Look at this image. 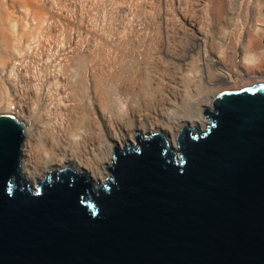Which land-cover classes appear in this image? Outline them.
<instances>
[{
	"label": "bare ground",
	"instance_id": "6f19581e",
	"mask_svg": "<svg viewBox=\"0 0 264 264\" xmlns=\"http://www.w3.org/2000/svg\"><path fill=\"white\" fill-rule=\"evenodd\" d=\"M227 4L0 0L1 115L24 124L18 178L35 188L52 171L70 168L97 189L107 183L116 151L156 132L172 153L183 128L206 129L201 118L216 95L264 84V68L255 65L264 55H244L242 48L245 64L257 66L250 71L238 62L242 87L231 77L232 61H223L239 45L231 29L238 13L227 16ZM189 34L201 71L193 62L195 70L188 68L186 51L178 54ZM177 59L185 66L178 75ZM211 68L222 72L212 76ZM219 85L221 92H213Z\"/></svg>",
	"mask_w": 264,
	"mask_h": 264
},
{
	"label": "water",
	"instance_id": "95a60500",
	"mask_svg": "<svg viewBox=\"0 0 264 264\" xmlns=\"http://www.w3.org/2000/svg\"><path fill=\"white\" fill-rule=\"evenodd\" d=\"M173 155L153 135L94 193L66 170L18 178L24 124L0 115V264H264V84L223 91Z\"/></svg>",
	"mask_w": 264,
	"mask_h": 264
},
{
	"label": "rangeland",
	"instance_id": "374dc122",
	"mask_svg": "<svg viewBox=\"0 0 264 264\" xmlns=\"http://www.w3.org/2000/svg\"><path fill=\"white\" fill-rule=\"evenodd\" d=\"M232 0H227V2H228V6L226 5L225 6V8H226V11L228 12V14H227V12H226V14H227V16L229 15V12H231V11H235V12H237L238 14V21L236 20V22L234 23V24H232L231 25V29H232V34H233V37L235 38L234 40L235 41H237L238 43H239V45L237 46V50L235 51H233V49H229V52L226 54V58L225 59H223V61L225 60L226 62H228L229 60H231L232 61V64H231V70H232V72L234 71V73H232L231 72V77H233L232 79L236 82V83H238V85H240L239 87H242V86H244V85H246L245 84V82H246V80H242L241 78H240V76H239V74L237 73V72H239V70H241V68H240V62L243 60V65H244V67L246 68L247 67V69L248 70H250L251 71V66L253 65L252 64V62H251V66L249 67V63H250V61H249V63L247 62V65L245 64L246 63V61H244V59H242V57H241V52H242V50L244 49L245 51L243 52V54L244 55H246V53L247 54H249V56H252V54L253 55H261L262 54V56L264 55L263 54V51H264V2H263V0H233L232 2H236L235 4L233 3V5H231L230 6V4L232 3L231 2ZM254 3H253V2ZM230 2V3H229ZM260 2V3H259ZM256 3H258L257 5H256ZM260 4V5H259ZM249 5V6H248ZM254 6V7H253ZM247 7V8H246ZM252 7V8H251ZM229 8H231L230 10H229ZM257 8H258V11H257ZM260 8V9H259ZM229 11H228V10ZM233 9V10H232ZM235 9V10H234ZM237 9V10H236ZM247 10V11H246ZM250 10V11H249ZM245 11V12H244ZM252 11V12H251ZM257 12V13H256ZM260 13V14H259ZM247 14H250V15H247ZM253 16V17H252ZM253 18V19H252ZM256 19V20H255ZM227 25V24H226ZM227 28L228 27H225L224 28V30H227ZM253 29V30H252ZM260 31V32H259ZM250 34V35H249ZM261 35V36H260ZM191 35L189 34L188 35V38L185 40L186 42H184V47L181 49V51L178 53V54H180V53H183V55H184V53H185V51H186V53L187 54H185V56L187 57V61L185 62V63H194L195 64V67H196V70H195V67H194V64L192 63H190V66L188 65V68H194V69H191L192 71L193 70H195L196 72L198 71V70H200L201 71V69H202V65H200L201 64V62H200V56H201V54H200V52L197 50H194V51H191V49L192 48H195L194 46H195V43H196V40H195V37L193 38L192 36L190 37ZM237 36V37H236ZM260 36V37H259ZM250 38V39H249ZM245 40V41H244ZM194 41V42H193ZM244 43H243V42ZM261 41V42H260ZM193 42V43H192ZM263 42V43H262ZM188 43V44H187ZM193 45H192V44ZM261 44V45H260ZM187 45V46H186ZM190 46V47H189ZM248 46V47H247ZM185 47H187L186 49H185ZM192 47V48H191ZM244 47V48H243ZM189 48H191V49H189ZM243 48V49H242ZM263 49V50H262ZM183 50H184V52H183ZM190 50V51H189ZM257 52H256V51ZM262 51V52H261ZM246 52V53H245ZM256 52V53H255ZM197 53V54H196ZM236 53V54H235ZM187 55H189V56H187ZM180 56V55H179ZM178 56V58H180ZM193 57V58H192ZM197 57H199V58H197ZM234 57V58H233ZM261 57V56H260ZM264 57V56H263ZM193 60H192V59ZM244 58V57H243ZM196 61H195V60ZM261 59H263V58H261ZM261 59H259V61L258 62H256V64L255 65H258V66H261L262 67V69L264 68V64H263V60L262 61H260ZM188 60H189V62H188ZM222 61V62H223ZM230 61V62H231ZM235 61V65H233L234 62ZM175 62H176V65L178 64V66H177V75H178V73H180L179 71H178V69H184L185 68V66L184 65H180L181 63H180V61L177 59V60H175ZM196 62V63H195ZM239 62V63H238ZM197 63H198V65L199 66H197ZM238 63V64H237ZM261 64V65H260ZM191 65H193V66H191ZM233 65V66H232ZM246 65V66H245ZM180 66H181V68H180ZM198 67V68H197ZM199 67L201 68V69H199ZM254 67H257V66H254L253 65V67H252V71H254V69L256 70V68H254ZM236 68V69H235ZM250 68V69H249ZM181 70V71H182ZM213 70V68H211V70L210 71H212ZM214 71V72H213ZM212 72L214 73H212V76H214L215 74L217 75V72L218 73H220V72H222L221 70H213ZM215 75V76H216ZM241 79V80H240ZM241 82H242V84H241ZM199 84L201 83L202 85H203V82H198ZM223 87H220V85H219V88H218V86H217V89L214 87V90H213V92H217V91H220L221 89H222ZM246 88V87H245ZM241 89H243V88H237V89H231V90H229V91H237V90H241ZM221 92V91H220ZM10 107H11V110L12 111H14V112H17L20 108H19V106H18V104L16 103V101L15 100H13L12 102H11V104L9 105ZM15 107V110L13 109V107ZM4 112V109H0V115L2 114ZM205 114V113H204ZM203 132V131H202ZM194 134V133H193ZM153 135H156V132L153 134ZM153 135H150V136H146V137H151V136H153ZM164 141H165V143L167 144V146L170 148V145L168 144V142H167V140H166V138H164ZM137 143V142H136ZM24 144V143H23ZM130 148H132V145H129L128 147H126V148H124V149H122L121 151L123 152L124 150H129ZM172 154L173 155H175L174 154V151H172ZM66 170H71L74 174H76V175H79V176H81L82 175V173H79V172H76L75 170H73V169H68V168H64V169H62L61 171H59V172H57V171H52L51 172V174L48 176V177H51L52 175H55V176H57V175H59L60 173H62V172H64V171H66ZM47 177V178H48ZM86 178H87V182H90V179H89V177L88 176H85ZM47 178H45V179H47ZM45 179H43V181L45 180ZM20 180L22 181V182H24V183H26L24 180H22V178L20 177ZM43 181H41L40 183H42ZM107 184V183H106ZM105 184V185H106ZM39 185V184H38ZM38 185L36 186V187H38ZM27 186L28 187H32L31 185H29L28 183H27ZM35 187V188H36ZM32 189H34V188H32ZM91 189H92V191L93 192H97V189H95L94 187H91Z\"/></svg>",
	"mask_w": 264,
	"mask_h": 264
}]
</instances>
